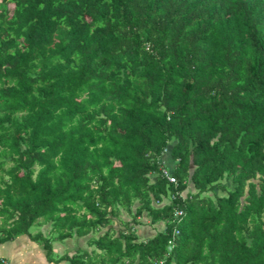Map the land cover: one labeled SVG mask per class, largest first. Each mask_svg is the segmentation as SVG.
<instances>
[{
  "label": "trees",
  "instance_id": "16d2710c",
  "mask_svg": "<svg viewBox=\"0 0 264 264\" xmlns=\"http://www.w3.org/2000/svg\"><path fill=\"white\" fill-rule=\"evenodd\" d=\"M34 225L57 263L264 264V0H0V243Z\"/></svg>",
  "mask_w": 264,
  "mask_h": 264
},
{
  "label": "crops",
  "instance_id": "0c3cea01",
  "mask_svg": "<svg viewBox=\"0 0 264 264\" xmlns=\"http://www.w3.org/2000/svg\"><path fill=\"white\" fill-rule=\"evenodd\" d=\"M144 226L141 229L139 228V234L142 238L151 237L157 233L152 228H145ZM159 226L163 227V225ZM49 229L50 225L48 223L41 227L45 235H48ZM154 231L155 233H153ZM36 232L38 230L32 232V234H23L13 240L0 243V259H3L5 264H67L66 261L57 263L48 257L47 250L33 237ZM83 247H86V239L83 237L74 236L64 242L55 241L53 243L54 256L65 253L72 255Z\"/></svg>",
  "mask_w": 264,
  "mask_h": 264
},
{
  "label": "built area",
  "instance_id": "2783aa9c",
  "mask_svg": "<svg viewBox=\"0 0 264 264\" xmlns=\"http://www.w3.org/2000/svg\"><path fill=\"white\" fill-rule=\"evenodd\" d=\"M163 172H164V174L168 177V179H169L171 182H175V181H176L175 177H174V176H173V175H172L167 169H163ZM182 213H183L182 210H177V211L175 212V215H176L177 217H180V216L182 215ZM177 233H178V230H176V231L174 232V234H177ZM173 238H174V237H173ZM169 243H170V246L173 247L174 239H171V240L169 241ZM0 264H5V261H4L3 259H1V260H0ZM158 264H164V261L161 260V261L158 262Z\"/></svg>",
  "mask_w": 264,
  "mask_h": 264
},
{
  "label": "rangeland",
  "instance_id": "374dc122",
  "mask_svg": "<svg viewBox=\"0 0 264 264\" xmlns=\"http://www.w3.org/2000/svg\"><path fill=\"white\" fill-rule=\"evenodd\" d=\"M145 221H146V223H147V224H145L146 226L143 225L145 228H146V227H148V228H152V229L155 230V231H158V228H159V229H160V228H163L162 226H159V225H158V228H157L156 226H155V227L152 226L150 223H148V221H149L148 219H145ZM147 225H148V226H147ZM160 225H161V224H160ZM141 227H142V226H141ZM141 227H140V229H141ZM39 229H40L39 226L34 225V226L31 228V232H35L36 230H39ZM140 229H139V230H140ZM155 231H154L153 233H155ZM86 246H87V244H86Z\"/></svg>",
  "mask_w": 264,
  "mask_h": 264
}]
</instances>
